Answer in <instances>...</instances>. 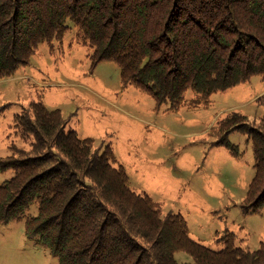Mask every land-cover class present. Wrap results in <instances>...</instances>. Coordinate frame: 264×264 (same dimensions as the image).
<instances>
[{"label": "trees", "instance_id": "1", "mask_svg": "<svg viewBox=\"0 0 264 264\" xmlns=\"http://www.w3.org/2000/svg\"><path fill=\"white\" fill-rule=\"evenodd\" d=\"M71 28L93 65L114 61L123 87L172 111L208 106L214 92L264 77V0H0V79ZM254 101L264 108V92ZM66 126L40 98L13 115L12 152L0 157V172L13 170L0 183V224L24 218L26 235L58 264H264V242L250 250L230 230L215 248L193 239L180 213H163L131 187L109 145L100 150ZM234 131L253 149L255 173L240 202L250 214L264 209V113L254 122L231 111L211 126L216 143L238 155ZM179 250L192 262L176 261Z\"/></svg>", "mask_w": 264, "mask_h": 264}, {"label": "rangeland", "instance_id": "2", "mask_svg": "<svg viewBox=\"0 0 264 264\" xmlns=\"http://www.w3.org/2000/svg\"><path fill=\"white\" fill-rule=\"evenodd\" d=\"M89 52L71 28L61 42L39 44L28 65L0 79V106L11 103L0 116V157L12 152L13 115L40 98L49 109L61 111L67 129L91 138L100 150L109 145L131 187L152 196L163 213H180L193 239L215 248L216 236L227 229L238 244L257 249L264 242V209L250 214L240 209L255 173L251 143L245 134L232 132L229 140L238 149L233 155L216 143L210 128L231 111L259 121L264 108L254 100L264 92V77L254 75L214 92L208 106L172 111L157 107L134 85L123 87L119 66L112 60L93 65ZM12 175L11 169L1 171L0 183ZM174 258L193 260L183 250ZM0 264H58V258L26 235L21 218L0 224Z\"/></svg>", "mask_w": 264, "mask_h": 264}, {"label": "crops", "instance_id": "3", "mask_svg": "<svg viewBox=\"0 0 264 264\" xmlns=\"http://www.w3.org/2000/svg\"><path fill=\"white\" fill-rule=\"evenodd\" d=\"M244 83H245V82H244ZM240 84H242V83H240ZM233 87H234V86H233ZM219 117H221V116H219ZM219 117H218V118H219Z\"/></svg>", "mask_w": 264, "mask_h": 264}]
</instances>
